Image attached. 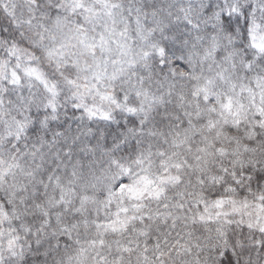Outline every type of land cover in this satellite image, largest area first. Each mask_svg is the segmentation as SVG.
<instances>
[{
  "label": "clouds",
  "instance_id": "1",
  "mask_svg": "<svg viewBox=\"0 0 264 264\" xmlns=\"http://www.w3.org/2000/svg\"><path fill=\"white\" fill-rule=\"evenodd\" d=\"M0 264H264V0H0Z\"/></svg>",
  "mask_w": 264,
  "mask_h": 264
}]
</instances>
